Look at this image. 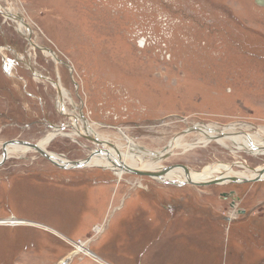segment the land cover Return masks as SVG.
<instances>
[{"label": "rangeland", "instance_id": "obj_1", "mask_svg": "<svg viewBox=\"0 0 264 264\" xmlns=\"http://www.w3.org/2000/svg\"><path fill=\"white\" fill-rule=\"evenodd\" d=\"M255 1L0 0L69 66L32 51L0 13V159L5 144L39 145L52 125L71 123L44 78L64 81L80 107L68 109L96 134L141 152H165L185 132L195 142L191 128L264 139V7ZM100 150L80 136L47 147L72 163ZM174 152L164 167H264V155L234 156L214 141ZM12 218L23 224L0 225V264H264V181L176 186L101 167L63 170L27 151L0 166V221Z\"/></svg>", "mask_w": 264, "mask_h": 264}, {"label": "bare ground", "instance_id": "obj_2", "mask_svg": "<svg viewBox=\"0 0 264 264\" xmlns=\"http://www.w3.org/2000/svg\"><path fill=\"white\" fill-rule=\"evenodd\" d=\"M8 7L9 8L4 9L2 5L0 4V13L6 19H11L17 25V31L19 33H21L26 38H28V40L29 38H32V35L34 33L31 27L28 25V23L25 20L24 21L19 20L18 15L13 12L14 9H12L11 5L10 6L8 5ZM30 44H31L32 51L42 48L38 46V44H36L33 40ZM2 52L3 51L1 50V53ZM44 53H45V57H52L56 65L60 64L58 63L59 62L58 60L60 59L56 60L55 57L47 51H44ZM4 59L7 61L6 56L4 57ZM6 63L8 66V64H10V61H7ZM36 79L43 80L42 76H40L39 74H36ZM44 81L51 83L58 89L59 91L58 109L61 111L62 115H66L69 117L70 120H72L71 123L69 122L68 124H65L63 126H67L66 128L70 129L71 132L66 133L64 130L63 132L59 130L60 126L54 125L52 127L54 129L53 132L48 133V135L37 146L40 149L47 151V147L49 143H51L54 139H56L59 136H67V137H71L74 139L79 136L80 137L89 136L95 140L100 141L101 142L100 146L103 148V150L102 151L100 150L98 153L92 154L91 155L92 158L90 159V162L87 163L84 168L101 167L106 170L109 169L115 172L117 176L121 178L128 174L127 171L124 170L125 168H132V169H136L140 171L158 172L162 170L163 168H165L162 165L163 161H165V159H167L169 155L170 156L174 155L173 154L175 153L174 151L182 150L184 154H186L196 148L206 147L213 141L216 142V144H218L219 146L223 147L224 149L231 151L230 153H232V155L234 156L237 155L236 153H246L252 156H260V155L263 156L264 155V139L262 138L263 136L260 133L258 134L255 132L256 135H247V134L239 135L235 132H232L231 129L226 130V131H218V130L215 131L208 127H201L196 130L197 137H196L195 142H192V143L186 142V140L188 139H187L186 132H185L183 135H180L176 137L175 139H173L167 146V150L165 152H159L156 155L148 151L141 152L139 150V147L132 140H128V145H125L120 140V138L113 139L112 137H109V136H103V135L96 134V132L92 128V124H90L88 121L85 122L87 123V129H86V125L82 117L83 115L81 116L80 115L81 113H78L76 117V112H73L72 110L70 111L68 109V105H71V108L76 111L80 110V107H77L75 105L76 103L71 97L69 91L65 89V86L63 84L64 81L59 80L58 82H53L50 79H46V78H44ZM94 126L97 127L96 125ZM112 143L114 144L113 146H112ZM6 148H7L6 152H7L8 157L11 156L12 154H23V153H26L27 151L36 152L31 147H28V146L25 147L22 145L9 144ZM49 154L51 155V158L55 162L59 164L60 162L66 163L65 160L61 159L57 155L52 154V153H49ZM1 161H2V158L0 159V162ZM234 167H240V169H243V171H236L234 170ZM178 171H181V172L179 173ZM258 177H261V180L258 182L264 181V167L252 169L250 168V166L244 163L235 162L234 164H229V165L215 163L214 165L212 164L206 167L201 172H191L190 171L189 177L186 176L185 172H182V170L179 169V170L171 171L169 174H167L161 179H154V178L152 179L160 183H164V182L171 183L176 186H180L182 183H185L188 180H192L195 183H204V182L220 179L223 182L217 185L226 186L227 184L232 183L230 182V180H235V179L236 180H253ZM21 224H23V222L15 218L0 221V225L16 226V225H21ZM85 251H86L85 247L83 246L82 248L80 247L77 250L78 253L85 252ZM62 264H64L63 261H62Z\"/></svg>", "mask_w": 264, "mask_h": 264}, {"label": "water", "instance_id": "obj_3", "mask_svg": "<svg viewBox=\"0 0 264 264\" xmlns=\"http://www.w3.org/2000/svg\"><path fill=\"white\" fill-rule=\"evenodd\" d=\"M256 3L260 6H263L264 7V0H256ZM19 20H23L24 19L21 17V16H18ZM29 41L30 43L32 42V38H29ZM0 49L2 50L3 48L0 47ZM1 50H0V53H1ZM41 51H47L49 52L50 54H52L56 60H58V56H56V54L48 49V48H40ZM3 57V62L5 63V59H4V55H2ZM59 62L58 63H61V64H66L64 62H62L61 60H58ZM67 65V64H66ZM68 66V65H67ZM69 67V66H68ZM83 117V121L84 123L87 121L84 117V115L82 116ZM86 125V129H87V123H85ZM53 127V125H52ZM67 126H60L59 127V130L63 131V130H66ZM55 128V127H54ZM193 131H196V128H191L187 131V133L189 132H193ZM85 139H87L88 141H91L92 143L94 144H97V146H100L101 145V142L98 141V140H95L89 136H81ZM9 144H13V145H22V146H28V147H31L32 149H34L36 152H38L43 158H45L46 160H48L50 163H52L53 165L59 167L60 169H63V170H68V169H82L85 167V165L87 163L90 162V159L92 158L91 156L88 157L86 160L82 161V162H78V163H72V162H67L66 163H63V162H60L57 163L55 162L52 158H51V155L49 154V152L47 151H44L42 149H40L37 145H33V144H30V143H27V142H24V141H12V142H9L7 144L4 145L3 147V157H2V161L0 162V166L8 159V155H7V152H6V147L9 145ZM183 170L186 174L187 177H189L190 175V171L187 167L183 166V165H177V166H171V167H165L163 168L162 170L158 171V172H150V171H140V170H136V169H132V168H125L124 170L127 171L128 174H134L136 176H141V177H150V178H154V179H161L163 178L164 176H166L167 174H169L171 171H174V170ZM261 180V177H258V178H255L253 180H230V182H232L231 184H239V183H256L258 181ZM223 182L222 180L220 179H217V180H213V181H208V182H204V183H195L194 181L192 180H188L187 182L185 183H182L181 185L184 186V185H191V186H199V187H205V186H213V185H217L219 183ZM227 196V195H226ZM230 196V195H228ZM227 196V197H228ZM233 196V195H231ZM244 213V211H243Z\"/></svg>", "mask_w": 264, "mask_h": 264}, {"label": "flooded vegetation", "instance_id": "obj_4", "mask_svg": "<svg viewBox=\"0 0 264 264\" xmlns=\"http://www.w3.org/2000/svg\"><path fill=\"white\" fill-rule=\"evenodd\" d=\"M256 2V1H255ZM257 4V3H256ZM258 5V4H257ZM65 117H68V116H65ZM69 118V117H68ZM237 203V202H236Z\"/></svg>", "mask_w": 264, "mask_h": 264}]
</instances>
